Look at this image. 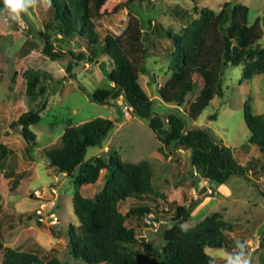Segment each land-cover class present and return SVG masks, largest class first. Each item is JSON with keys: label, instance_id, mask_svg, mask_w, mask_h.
Segmentation results:
<instances>
[{"label": "rangeland", "instance_id": "obj_1", "mask_svg": "<svg viewBox=\"0 0 264 264\" xmlns=\"http://www.w3.org/2000/svg\"><path fill=\"white\" fill-rule=\"evenodd\" d=\"M225 1L248 6L249 23L258 15H264V0H148L140 3L139 15L143 23L147 18L151 20L149 31L163 26L174 32L196 17L193 11L195 4L198 8L209 7L217 11ZM126 2L93 1L95 11L100 14L96 25L101 38L106 33L120 34L125 29L128 21ZM48 4L49 0H34L25 12L20 13L19 20H14L7 9L0 13V144L9 155L14 154L10 159L8 156L5 158V163L8 162L5 172L10 178H3L0 184L2 243L40 256L42 251L48 253L52 250L61 261L85 264L71 257L66 244L69 225L76 223L72 211V180L79 167L71 175L59 174L49 165L44 150L59 146L65 128L102 117L111 119L114 126L102 146L87 148L81 165L93 163L97 157L108 159L115 153L125 162H145L153 172L154 195L144 200L154 216L159 214L162 223L151 224L150 217L138 219L139 222L135 216L128 217L126 225L136 228L139 245L146 243L159 248L163 243L164 219L171 215L172 206L196 202L189 219L183 224L185 227H192L213 214H219L221 219L232 224V230L227 232V242L234 253L224 247H206L205 252L213 258L211 264H228V256L235 257L241 253L249 259V264H264V174H248L250 181L232 176L224 184L211 185L213 189H225L219 196L208 193L205 200L199 197L188 151L163 148L146 120L131 111L123 96H109L101 103L91 99L94 90L108 87L109 67L100 64L105 56L98 58L99 64L77 62L69 73L66 67L72 58L67 62V56L55 59L42 52V39L38 33L44 32V23L49 19ZM28 29L32 32L29 33ZM51 34L49 41L54 51L78 53L82 48L75 46V40L67 41L69 32L66 29ZM33 39L38 42V48L19 58L17 51L22 43ZM151 39L154 42L148 44L140 83L153 101L152 110L162 117L170 112L180 113L189 127L206 129L218 142L230 147L240 163H245L248 158H261L256 147L251 146L244 153L241 146L246 144L249 136L243 118L245 101L249 98L252 111L264 115V73L239 83L241 68L226 66L222 75L223 96H215L197 119L190 121L183 111L188 107V101L179 108L164 103L157 93L169 76L168 69L174 58L163 51L164 47L170 46L165 37L157 39L151 34ZM259 43L264 44V34ZM30 69L48 74L41 82L43 94L34 100L26 94L25 73ZM29 110H39L41 119L30 126L36 141L28 151L21 131L11 127V122ZM213 113H216L215 119L209 118ZM106 175L107 171L103 170L95 183L82 185L80 193L93 198L102 189ZM13 179H16L14 185ZM35 190L40 192L39 195L34 193ZM136 203L139 201L128 198L119 204V209L126 212ZM38 210L41 215L37 214ZM50 214L57 217L56 223L51 222ZM2 258L0 253V263Z\"/></svg>", "mask_w": 264, "mask_h": 264}, {"label": "trees", "instance_id": "obj_2", "mask_svg": "<svg viewBox=\"0 0 264 264\" xmlns=\"http://www.w3.org/2000/svg\"><path fill=\"white\" fill-rule=\"evenodd\" d=\"M93 1L49 0V19L44 23V32L38 33L42 39V52L55 59L67 56V62L72 58L66 67L69 73L77 62L99 64L98 58L105 56L100 64L109 67L108 87L94 90L91 99L101 103L109 96H123L131 111L146 119L163 148L188 151L192 176L196 178L194 184L203 179L210 186L221 185L232 176L250 181L248 174L263 175L264 115L252 111L249 98L243 105L249 136L241 148L246 153L254 146L261 158H248L245 163H240L230 147L218 142L206 129L189 127L180 113L170 112L163 118L155 113L152 99L141 86L140 72L148 44L154 42L151 34L157 39L165 37L170 46L164 47L163 51L171 55L174 62L157 93L164 103L179 108L188 101V107L183 111L190 121L196 120L215 96H223L222 75L226 66L241 68L239 83L264 73V44L259 43L264 34V15H258L249 23V7L244 4L225 1L217 11L209 7L198 8L195 4L196 17L178 31L172 32L163 26L149 31L151 20L147 18L143 23L139 15L140 3L148 0H127L124 4L128 13L125 29L120 34L106 33L101 38L96 25L100 14L95 11ZM5 11L3 0H0V13ZM64 29L69 32L67 41L75 40V46L82 47L78 53L54 51L49 41L51 33L57 34ZM27 31L32 32L31 29ZM36 48L38 42L35 39L25 40L17 56L22 58ZM47 75L38 69L26 71V94L30 100L43 94L41 82ZM40 117L39 110H29L11 122V127H21L28 151L36 141L30 126L37 124ZM215 117L216 113L209 115L211 119ZM113 126L111 119L94 117L65 128L59 146L44 150L49 165L59 174L71 175L79 167L72 180V211L76 223L70 224L66 232L71 257L85 264H211L213 258L205 252L206 247H224L234 253L227 242V232L232 230V224L221 219L219 214L207 216L182 230L181 225L189 219L196 202L187 206L171 205V215L164 219L163 243L159 248L146 243L139 245L136 228L126 225L128 217L135 216L136 222L150 217L151 224L162 223L159 214L154 216L144 200L154 195L151 167L145 162L122 161L115 153L108 159L97 157L93 163L81 165L87 148L102 146ZM13 155L0 144V175L5 178H10L5 172L8 166L5 158L10 159ZM103 170L107 175L102 189L93 198L84 197L80 187L95 183ZM12 181L16 184V179ZM128 198L139 203L121 212L119 204ZM157 207L156 204L154 209ZM0 253L3 256L0 264H69L61 261L52 250L42 251L40 256L7 247L1 240Z\"/></svg>", "mask_w": 264, "mask_h": 264}, {"label": "clouds", "instance_id": "obj_3", "mask_svg": "<svg viewBox=\"0 0 264 264\" xmlns=\"http://www.w3.org/2000/svg\"><path fill=\"white\" fill-rule=\"evenodd\" d=\"M5 8L14 20L20 19V13L25 12L27 7L34 3V0H3ZM182 230H186L185 225H181ZM241 247H243L241 245ZM228 264H249V259L243 253L235 257H227Z\"/></svg>", "mask_w": 264, "mask_h": 264}, {"label": "crops", "instance_id": "obj_4", "mask_svg": "<svg viewBox=\"0 0 264 264\" xmlns=\"http://www.w3.org/2000/svg\"><path fill=\"white\" fill-rule=\"evenodd\" d=\"M3 178H5V177L3 176V174H1L0 175V184H1V180ZM199 181L196 182V185L198 184V186L196 188H197V190L199 192V195L198 196L199 197L201 196L202 199H204V198L207 199L208 198L207 195H206V194H208V190H210L212 192L211 194L214 195L215 197L216 196H219L220 192H222V193L225 192V189L224 188L213 189L206 180L204 181L203 179H200ZM196 185H194V186H196ZM211 197H213V196H211Z\"/></svg>", "mask_w": 264, "mask_h": 264}, {"label": "built area", "instance_id": "obj_5", "mask_svg": "<svg viewBox=\"0 0 264 264\" xmlns=\"http://www.w3.org/2000/svg\"><path fill=\"white\" fill-rule=\"evenodd\" d=\"M52 191L54 192V190H52ZM34 193L36 195H39L40 192L37 191V190H35ZM208 193L211 194L212 192L210 190H208ZM37 214L38 215H41V211L38 210L37 211ZM49 216L52 218V221H51L52 223H56L57 222V217L54 214H50Z\"/></svg>", "mask_w": 264, "mask_h": 264}, {"label": "water", "instance_id": "obj_6", "mask_svg": "<svg viewBox=\"0 0 264 264\" xmlns=\"http://www.w3.org/2000/svg\"><path fill=\"white\" fill-rule=\"evenodd\" d=\"M108 98H106L105 100H104V102L107 100ZM161 118H163L162 116H160ZM146 120V119H145ZM17 129L19 130V131H21V127L19 126V127H17Z\"/></svg>", "mask_w": 264, "mask_h": 264}]
</instances>
